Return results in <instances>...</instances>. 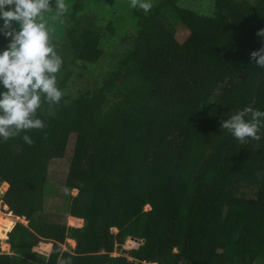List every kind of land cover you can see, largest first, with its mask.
I'll return each instance as SVG.
<instances>
[{
    "label": "trees",
    "instance_id": "trees-1",
    "mask_svg": "<svg viewBox=\"0 0 264 264\" xmlns=\"http://www.w3.org/2000/svg\"><path fill=\"white\" fill-rule=\"evenodd\" d=\"M211 1L203 15L157 0L125 22L117 0H65L51 34L63 96L38 110L31 145L0 140L3 202L26 221L0 264H264V126L243 142L220 128L229 112L264 110V69L249 57L264 44V0ZM73 77L92 80L71 89ZM49 196L60 212L39 210ZM128 237L142 242L123 249Z\"/></svg>",
    "mask_w": 264,
    "mask_h": 264
},
{
    "label": "clouds",
    "instance_id": "clouds-1",
    "mask_svg": "<svg viewBox=\"0 0 264 264\" xmlns=\"http://www.w3.org/2000/svg\"><path fill=\"white\" fill-rule=\"evenodd\" d=\"M67 7L65 0H55L54 5L51 0H0V38L7 41L0 50V140L20 136L31 145L28 130L44 127L38 110L44 104L51 107L63 96L57 82L63 58L51 42V34L52 25L62 22ZM129 7L147 13L152 0H130ZM256 35L264 41V28ZM249 57L264 69V44L250 52ZM261 126H264V110L247 106L229 112L220 122V128L241 142L247 138L259 139ZM15 218L26 224L24 219ZM7 233L0 243V254H8ZM58 264L71 262L64 258L58 259Z\"/></svg>",
    "mask_w": 264,
    "mask_h": 264
},
{
    "label": "rangeland",
    "instance_id": "rangeland-1",
    "mask_svg": "<svg viewBox=\"0 0 264 264\" xmlns=\"http://www.w3.org/2000/svg\"><path fill=\"white\" fill-rule=\"evenodd\" d=\"M102 1L105 4L104 8L109 6V0H102ZM156 1L157 0H152V4ZM117 2H118V6H120V8H121L120 9L121 13H123L122 15L123 16L126 15L125 16V22H127L129 20L127 9L129 8L130 0H117ZM179 4L183 7H187L191 10L196 11L198 14H203V15L210 14V12L212 10V1L211 0H179ZM120 33L122 34V32H120ZM173 33H174L175 39L179 43L184 42V40H186L188 37V33L185 29L175 28V30H173ZM79 71L80 70H77V72H79ZM99 75H100V71H99V69H97L95 74H94L93 79H99ZM85 77H86V74H85ZM85 77L83 79H78L76 77H73V80H72L69 87L71 89H78V88H82V87L87 86L88 81L92 80V78H90L89 80H86ZM82 80H84V81H82ZM63 165H65V163H63L59 169H62ZM56 180L60 181L59 178H57ZM63 205H64V203L59 198H54L51 196L43 197L41 199V203L39 204V210L41 212H50V213L55 212L56 213V212H60L62 210ZM144 209H148V207H145ZM112 232H115V230H112ZM66 244L68 247L73 248V246H71L72 245L71 243L68 244L66 242ZM132 244H133L132 241H129V240L125 241L123 244V249H126V250L130 249V248H128L130 246L132 248H135L136 244L134 246ZM34 250L40 251V249H38V247H35ZM114 255H116V254H114ZM149 264H154V263H149Z\"/></svg>",
    "mask_w": 264,
    "mask_h": 264
},
{
    "label": "built area",
    "instance_id": "built-area-1",
    "mask_svg": "<svg viewBox=\"0 0 264 264\" xmlns=\"http://www.w3.org/2000/svg\"><path fill=\"white\" fill-rule=\"evenodd\" d=\"M6 186V187H5ZM7 189L6 183H0V243L2 239L6 238L5 234L11 230L18 218L13 217L5 203L3 202V195Z\"/></svg>",
    "mask_w": 264,
    "mask_h": 264
},
{
    "label": "crops",
    "instance_id": "crops-1",
    "mask_svg": "<svg viewBox=\"0 0 264 264\" xmlns=\"http://www.w3.org/2000/svg\"><path fill=\"white\" fill-rule=\"evenodd\" d=\"M66 224L70 227H75V228H80L82 227V220L80 219H77V218H74V217H67V220H66ZM71 243L72 245L71 246H75V242L73 240H70V239H67L65 241V243ZM38 249H40V251L36 250V252L44 255V256H47L51 250V245L50 244H39L38 246ZM63 250H65L64 246H62Z\"/></svg>",
    "mask_w": 264,
    "mask_h": 264
},
{
    "label": "water",
    "instance_id": "water-1",
    "mask_svg": "<svg viewBox=\"0 0 264 264\" xmlns=\"http://www.w3.org/2000/svg\"><path fill=\"white\" fill-rule=\"evenodd\" d=\"M127 239L130 240V241L135 242L137 246L139 245L140 242H142V241H138V240H136V239H133V238H131V237H128Z\"/></svg>",
    "mask_w": 264,
    "mask_h": 264
},
{
    "label": "bare ground",
    "instance_id": "bare-ground-1",
    "mask_svg": "<svg viewBox=\"0 0 264 264\" xmlns=\"http://www.w3.org/2000/svg\"><path fill=\"white\" fill-rule=\"evenodd\" d=\"M130 241V240H129ZM131 243V242H130Z\"/></svg>",
    "mask_w": 264,
    "mask_h": 264
}]
</instances>
